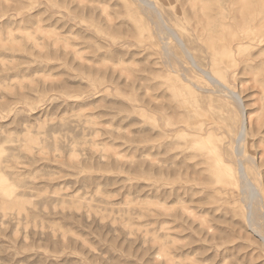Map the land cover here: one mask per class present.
<instances>
[{
  "label": "rangeland",
  "instance_id": "obj_1",
  "mask_svg": "<svg viewBox=\"0 0 264 264\" xmlns=\"http://www.w3.org/2000/svg\"><path fill=\"white\" fill-rule=\"evenodd\" d=\"M150 1L242 96L264 213V0ZM217 89L140 0H0V264H264Z\"/></svg>",
  "mask_w": 264,
  "mask_h": 264
},
{
  "label": "bare ground",
  "instance_id": "obj_2",
  "mask_svg": "<svg viewBox=\"0 0 264 264\" xmlns=\"http://www.w3.org/2000/svg\"><path fill=\"white\" fill-rule=\"evenodd\" d=\"M140 1H141V3L143 4L144 7H148L153 13L156 14V16L158 18V27H159L160 32H162V33L167 32L174 39H176L177 44L182 49V51L186 55L187 59L190 61L191 65L193 67H195L196 69H198V71H200L201 74L210 83L220 87V90H222V92H225L226 96H228L231 99H233L232 101H234V103L237 104V106H239L240 108L243 107L242 111L240 109V111H241L240 112V114H241V122H240L239 129H238V135H237V137L235 139V146H234V151L233 152H234V155L236 157L237 172H238V175H239L238 178L241 180V183H240L241 189H242L241 191L244 194L243 195L244 196L243 200L245 199L244 201H247V203H246V209H247L246 220H247V223H249V225L252 227V230L263 240V243H264V213L262 211L263 197H262V194L260 192V189L257 187V185L253 182V180L249 176L248 167H247V164H246L247 160L245 161L243 159V157H242L243 156V151L245 149L244 148L245 147V141L247 140V138L249 137V134H250L249 133V116H248V113L245 111L246 109H244L246 107L244 105V101H243L242 96L238 92H236L235 90H233L232 88H230L229 86H227L223 82L222 78H220V76H219L221 74L220 72H219V75H218L217 73H214L211 70H207V69L203 68L197 62L196 58L194 57L192 52L188 49L185 41L183 40V38L181 37L179 32L175 28H173L171 25L168 24L167 20L165 19L164 15L161 12V10L159 9V7H157L150 0H140ZM248 10H249V8H248ZM165 52H166V54L169 53V50H168L167 46L165 48ZM215 62H213V63H215ZM214 67H215V65H214ZM181 76H183V75H181ZM194 87L196 88V86H194ZM217 90H219V89H217ZM247 159L249 160V164L250 165H252L255 168H258V164H257L255 159L250 158V156H248ZM259 218H261L262 220L260 219L261 221H259Z\"/></svg>",
  "mask_w": 264,
  "mask_h": 264
}]
</instances>
